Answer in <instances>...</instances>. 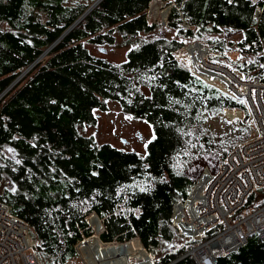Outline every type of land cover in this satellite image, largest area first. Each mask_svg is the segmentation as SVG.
<instances>
[{"label": "trees", "instance_id": "1", "mask_svg": "<svg viewBox=\"0 0 264 264\" xmlns=\"http://www.w3.org/2000/svg\"><path fill=\"white\" fill-rule=\"evenodd\" d=\"M94 1L0 0V92L35 61L0 98V201L28 219L42 264H75L76 243L92 262L90 252L129 242L154 264H196L177 259L192 241L172 224L173 208L202 160L218 161L248 135L247 109L176 52L202 40L209 61L264 81V0H167L163 33L154 36L150 0H100L64 33ZM117 39L126 48L114 62L100 48ZM109 101L150 124L143 154L79 132ZM226 108L242 118L217 133L207 120ZM263 200L264 188H255L233 218ZM216 264H264V240L250 235Z\"/></svg>", "mask_w": 264, "mask_h": 264}, {"label": "built area", "instance_id": "2", "mask_svg": "<svg viewBox=\"0 0 264 264\" xmlns=\"http://www.w3.org/2000/svg\"><path fill=\"white\" fill-rule=\"evenodd\" d=\"M165 1L150 0L145 10L146 19L160 22L154 16L160 12V6ZM166 5L167 13H163L161 24L167 21L171 3ZM258 13L256 7L253 17L256 18ZM182 26L188 27V24L182 21ZM199 43L207 51L198 65L193 63V53L188 57L193 71H198L204 81L221 92L241 101L247 109V116L242 122L248 135L217 161L214 170L209 171L205 167L186 199L176 202L185 203L190 196H194L191 203L194 216L186 210L180 218L184 227L192 225V230H182L192 244L180 257L191 256L198 264H203L204 256H209L214 264L218 256L242 246L250 235L255 234L264 240V203L241 217L233 218L255 188H264V81L257 75L246 77L233 68L209 61L208 47L203 42ZM184 47L176 52L177 59ZM205 72L211 75L206 77L203 74ZM223 113L231 120L242 118L241 109L226 108ZM196 225L200 227L198 234L193 231ZM35 245L28 219L0 201V264H42ZM78 264L89 262L86 258Z\"/></svg>", "mask_w": 264, "mask_h": 264}, {"label": "rangeland", "instance_id": "3", "mask_svg": "<svg viewBox=\"0 0 264 264\" xmlns=\"http://www.w3.org/2000/svg\"><path fill=\"white\" fill-rule=\"evenodd\" d=\"M167 9H168V6L166 5V1H165V4L163 3L162 7L160 6V12L158 11L157 16H154V17L157 18V20H159L160 22H162L164 20L163 13L164 12L167 13ZM160 22L158 21L156 22L159 25L158 26L159 28L158 30L155 31V33H150V36L163 33L161 31L164 29L165 24H161ZM227 37L231 39L233 38L236 39L238 35L236 36L231 35V37L229 36ZM200 42H202V40ZM195 44L201 45L198 40L190 39L189 42L184 45L185 47L177 55L180 62L185 65H188V67L190 68L191 66L188 62V57H191L190 56L191 54L188 53L187 48L189 45L191 47ZM125 48H126V45L122 44L121 39H117L116 43L113 46H108L107 48H100V50H102L103 51L102 53L110 60L114 62H118L124 58ZM206 51L207 49L205 50V52ZM45 54L46 53H44L42 57H40V59L45 58L46 57ZM26 71H24L17 78H15L2 92H0V98L8 90V88L12 87L15 84V82L17 83L19 79H21V77L27 74ZM193 72L194 74L196 73V75L199 76L198 71H193ZM231 119L232 118H229L227 114L223 113L216 117L208 119L207 125L212 130L216 131L217 133H228L234 130L235 125H237L236 124L237 121H230ZM79 132L84 135L93 134L98 142H106L122 150H132V151H136L139 154L144 153V145L151 138V133H152L150 124L147 121L143 119L132 118L128 116L121 110V107L119 106V104L114 101L108 102L107 110L97 112L96 120L93 124H85L83 127H79ZM216 165H217V161H215L212 158H207L206 160H202L201 170L196 175L195 182L200 178V175L205 169V167H207L209 171H212L215 169ZM183 211H186V210H183ZM100 221L102 220L100 219ZM87 224L88 226H90L88 221H87ZM91 225L93 224L91 223ZM93 227L95 229L97 228L95 225H93ZM174 227L176 228L177 232L181 236H183L185 239H188L187 236L183 233V231L180 228H178L175 225ZM30 231H31V227H30ZM86 237L87 236L82 235L80 238H86ZM75 245L78 250V255H77L76 262L75 261L74 262L75 264H78L82 260H86V257L83 255L82 251L78 249L77 247L78 244L76 243ZM117 261L119 262V264H141V263L148 262V258L144 256L128 255V256H122V258L118 257ZM92 264H98V263L92 260Z\"/></svg>", "mask_w": 264, "mask_h": 264}, {"label": "bare ground", "instance_id": "4", "mask_svg": "<svg viewBox=\"0 0 264 264\" xmlns=\"http://www.w3.org/2000/svg\"><path fill=\"white\" fill-rule=\"evenodd\" d=\"M205 50L206 49H204L199 44H195V45H193L191 47L188 46V48H187V51H188L189 54L192 55V53H193V56H194L193 57V59H194L193 63H195L196 65H198V63L202 61L203 56H204V53H205ZM203 74L206 77H209L211 75L209 72H205ZM202 179H200V181H202ZM193 198H194V196H190V198L188 199L187 202H185V203H176L174 205L173 212H172V215H171V222H172V224L175 225V226L177 225L181 230H184V231H190V230H192V225L189 224V226H185L184 227L183 224H181L182 222L180 221V218L182 216L183 210H187V211L191 212V215L194 216V212L192 210V204H191ZM259 205H261V204H259ZM259 205H257V206H259ZM193 231H194L195 234H198V232L200 231L199 225H196L194 227ZM138 246L139 245H137V246H131V243L129 242V243H126L124 245H118V246L111 247V248L98 249V250H96L94 252H90L89 255H87V257L90 260L96 261L98 264H110V263H112L114 261H115V263L119 264V262L117 261L118 260V257H121L122 258V256H128V255H137V256L147 257L145 255L144 250L141 249V248H138ZM106 250H108V251H106ZM220 256H223V255H220ZM179 258H182V257H178L177 259H179ZM177 259H175V260H177ZM202 262H203V264H212L213 259H212V257L204 256ZM89 264H91V263L89 262ZM141 264H153V263L148 258V262L141 263ZM196 264H198V263L196 262ZM214 264H216V261H215Z\"/></svg>", "mask_w": 264, "mask_h": 264}, {"label": "water", "instance_id": "5", "mask_svg": "<svg viewBox=\"0 0 264 264\" xmlns=\"http://www.w3.org/2000/svg\"><path fill=\"white\" fill-rule=\"evenodd\" d=\"M100 0H95L94 2H92L87 8H86V10L79 16V18L73 23V24H71L66 30H65V32L64 33H66L77 21H79L85 14H87L93 7H94V5L96 4V3H98ZM52 46H49L47 49H45L41 54H40V57H42V55L44 54V53H46L47 51H48V49L49 48H51ZM39 57V58H40ZM35 63V61L33 62V63H31L28 67H26L20 74H22L24 71H26L27 69H29L30 68V66L32 65V64H34ZM28 71V70H27ZM26 71V72H27ZM19 74V75H20ZM18 75V76H19ZM17 76V77H18ZM16 77V78H17ZM123 140H125V139H123ZM92 213H95V212H92ZM91 214V213H90ZM96 214V213H95ZM96 216L98 217V215L96 214ZM114 241H116V240H114ZM145 249V248H144ZM146 251V250H145ZM146 253H147V251H146ZM147 257L151 260V262L153 263V260L151 259V257L148 255V253H147ZM154 264V263H153Z\"/></svg>", "mask_w": 264, "mask_h": 264}, {"label": "crops", "instance_id": "6", "mask_svg": "<svg viewBox=\"0 0 264 264\" xmlns=\"http://www.w3.org/2000/svg\"><path fill=\"white\" fill-rule=\"evenodd\" d=\"M145 252V251H144ZM145 254H146V252H145ZM146 256H147V254H146ZM148 258V257H147ZM88 262H90L91 264H92V262L91 261H88ZM110 264H117V263H115V261L114 262H112V263H110Z\"/></svg>", "mask_w": 264, "mask_h": 264}, {"label": "snow or ice", "instance_id": "7", "mask_svg": "<svg viewBox=\"0 0 264 264\" xmlns=\"http://www.w3.org/2000/svg\"><path fill=\"white\" fill-rule=\"evenodd\" d=\"M9 151H12L11 149H9ZM17 163H19V161H17Z\"/></svg>", "mask_w": 264, "mask_h": 264}]
</instances>
